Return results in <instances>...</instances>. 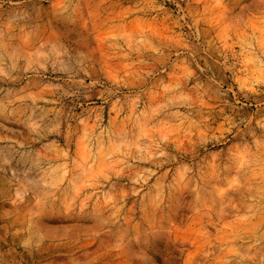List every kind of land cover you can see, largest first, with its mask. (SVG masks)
<instances>
[{
	"label": "rangeland",
	"instance_id": "374dc122",
	"mask_svg": "<svg viewBox=\"0 0 264 264\" xmlns=\"http://www.w3.org/2000/svg\"><path fill=\"white\" fill-rule=\"evenodd\" d=\"M51 7L39 75L0 81L16 85L0 98L33 93L24 115L0 119L8 241L31 217L63 241L46 264H101L121 241L115 258L129 264H264L259 12L233 0H107L85 26ZM32 9L0 8L13 45L32 39Z\"/></svg>",
	"mask_w": 264,
	"mask_h": 264
},
{
	"label": "clouds",
	"instance_id": "9594fccd",
	"mask_svg": "<svg viewBox=\"0 0 264 264\" xmlns=\"http://www.w3.org/2000/svg\"><path fill=\"white\" fill-rule=\"evenodd\" d=\"M6 2L11 4V0H0V8ZM106 2L107 0H56V10L65 12L71 9L70 14H77L79 20L85 26H88L93 20L95 11L101 4ZM48 3L50 7L45 8L43 6L44 0H33V20L36 27L29 33L32 37L31 40L22 37L20 43L13 45L11 37L6 40L5 33L0 31V81H18L20 76L25 74L39 75V73H35L34 65L38 64L40 68L45 66L44 63L36 61L35 54L43 51L46 45L53 42L52 35L49 32L53 0H48ZM233 3L242 5V14H247L248 11L255 8L261 19L264 20V0H250L249 4H244L243 0H233ZM8 60L11 61L10 64L6 63ZM21 60L25 63L18 66V62ZM30 69L33 72L30 73ZM13 72H16V74L13 75ZM3 87L15 88L16 85H0V90ZM27 87L26 85L24 88H19L18 91L5 94L4 98H0V119L5 115L9 117L17 113L24 115L28 107L27 101L33 98V93L26 91ZM57 87L59 86L54 85L53 89ZM17 102H19V105H17ZM261 127H264V122L261 123ZM6 139V136L0 135V141ZM69 144H71V141H69ZM45 221L55 223L52 217H45ZM28 224L27 228H17L11 234L10 242L6 238L7 233L0 231V264H29V261H31V264H46L45 253L48 249L53 245L63 243L62 239L54 233L39 227L31 217L28 218ZM100 230L104 231L103 226ZM120 243L121 247L117 253L106 261H102L101 264H129L126 260L115 258L116 255L123 256L125 254L126 249L123 247L125 242L121 241ZM67 264H92V259L90 255H83V258H72Z\"/></svg>",
	"mask_w": 264,
	"mask_h": 264
}]
</instances>
